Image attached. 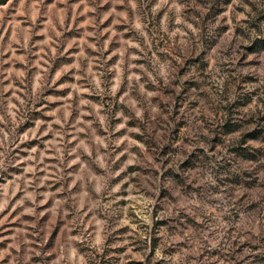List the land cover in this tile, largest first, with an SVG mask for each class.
I'll use <instances>...</instances> for the list:
<instances>
[{"label": "rangeland", "instance_id": "obj_1", "mask_svg": "<svg viewBox=\"0 0 264 264\" xmlns=\"http://www.w3.org/2000/svg\"><path fill=\"white\" fill-rule=\"evenodd\" d=\"M0 264H264V0H0Z\"/></svg>", "mask_w": 264, "mask_h": 264}, {"label": "clouds", "instance_id": "obj_2", "mask_svg": "<svg viewBox=\"0 0 264 264\" xmlns=\"http://www.w3.org/2000/svg\"><path fill=\"white\" fill-rule=\"evenodd\" d=\"M99 243V241H97Z\"/></svg>", "mask_w": 264, "mask_h": 264}]
</instances>
